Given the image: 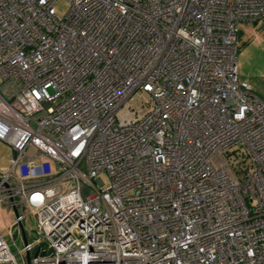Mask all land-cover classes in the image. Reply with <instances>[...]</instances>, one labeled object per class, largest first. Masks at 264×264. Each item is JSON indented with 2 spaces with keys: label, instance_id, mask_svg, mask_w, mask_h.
Instances as JSON below:
<instances>
[{
  "label": "built area",
  "instance_id": "obj_1",
  "mask_svg": "<svg viewBox=\"0 0 264 264\" xmlns=\"http://www.w3.org/2000/svg\"><path fill=\"white\" fill-rule=\"evenodd\" d=\"M259 20L264 0H0L23 243L0 234V264H264V98L235 58Z\"/></svg>",
  "mask_w": 264,
  "mask_h": 264
},
{
  "label": "rangeland",
  "instance_id": "obj_2",
  "mask_svg": "<svg viewBox=\"0 0 264 264\" xmlns=\"http://www.w3.org/2000/svg\"><path fill=\"white\" fill-rule=\"evenodd\" d=\"M57 13L62 16L67 9L66 2L59 1L55 5ZM236 70L238 78L249 84L255 94L264 98V20L255 23H244L240 26ZM136 107V106H134ZM11 148L7 144L0 143V171L6 170L9 165ZM101 179L106 181V176L101 175ZM12 221L11 210L0 206V234L14 254L23 247L19 236L15 230L11 231L9 226ZM33 225L32 217L27 218L26 229ZM14 234L13 244L11 233Z\"/></svg>",
  "mask_w": 264,
  "mask_h": 264
},
{
  "label": "crops",
  "instance_id": "obj_3",
  "mask_svg": "<svg viewBox=\"0 0 264 264\" xmlns=\"http://www.w3.org/2000/svg\"><path fill=\"white\" fill-rule=\"evenodd\" d=\"M240 36H241V34H240ZM1 144H6V143H3V142H0ZM9 146V145H8ZM10 147V146H9ZM11 148V147H10ZM12 149H11V155H10V158L12 157ZM10 158H9V160H10ZM9 160H8V162H9ZM9 166V165H8ZM8 168V167H7Z\"/></svg>",
  "mask_w": 264,
  "mask_h": 264
}]
</instances>
